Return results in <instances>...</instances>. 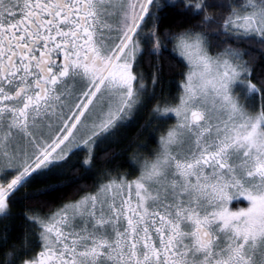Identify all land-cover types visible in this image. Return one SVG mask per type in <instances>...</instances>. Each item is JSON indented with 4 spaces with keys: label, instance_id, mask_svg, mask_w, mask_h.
<instances>
[{
    "label": "snow or ice",
    "instance_id": "6c2138e0",
    "mask_svg": "<svg viewBox=\"0 0 264 264\" xmlns=\"http://www.w3.org/2000/svg\"><path fill=\"white\" fill-rule=\"evenodd\" d=\"M0 264H264V0H0Z\"/></svg>",
    "mask_w": 264,
    "mask_h": 264
},
{
    "label": "trees",
    "instance_id": "16d2710c",
    "mask_svg": "<svg viewBox=\"0 0 264 264\" xmlns=\"http://www.w3.org/2000/svg\"><path fill=\"white\" fill-rule=\"evenodd\" d=\"M254 57L256 59V62L257 63H260V57H261V52L259 50L255 51L254 52ZM182 71V69L180 67H175L173 69V71L166 77L169 81H171L170 85H168V87H171V88H175V84L178 82L179 80V74L180 72ZM259 71V69H258ZM145 116H147V113H145ZM143 122V121H142ZM139 143H144V140L143 138L139 141ZM150 147H155V144H150L149 145ZM121 147H123V145H121ZM117 164H120V163H124V160H120V161H117L116 162ZM87 183H91V181H87ZM65 195V191H59V192H55L52 194V196L48 197L49 200H52V199H56V198H59L61 196Z\"/></svg>",
    "mask_w": 264,
    "mask_h": 264
},
{
    "label": "flooded vegetation",
    "instance_id": "af4514ba",
    "mask_svg": "<svg viewBox=\"0 0 264 264\" xmlns=\"http://www.w3.org/2000/svg\"><path fill=\"white\" fill-rule=\"evenodd\" d=\"M144 70L146 72L149 71V66H148L147 62L144 63Z\"/></svg>",
    "mask_w": 264,
    "mask_h": 264
},
{
    "label": "rangeland",
    "instance_id": "374dc122",
    "mask_svg": "<svg viewBox=\"0 0 264 264\" xmlns=\"http://www.w3.org/2000/svg\"><path fill=\"white\" fill-rule=\"evenodd\" d=\"M241 206H244V205H241Z\"/></svg>",
    "mask_w": 264,
    "mask_h": 264
}]
</instances>
